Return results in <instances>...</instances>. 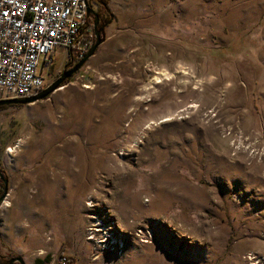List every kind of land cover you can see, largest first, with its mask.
I'll return each mask as SVG.
<instances>
[{"label":"rangeland","instance_id":"1","mask_svg":"<svg viewBox=\"0 0 264 264\" xmlns=\"http://www.w3.org/2000/svg\"><path fill=\"white\" fill-rule=\"evenodd\" d=\"M108 7L105 40L77 73L0 111V252L28 264L62 253L69 264H264V0ZM68 61L57 49L47 81ZM61 160L70 222L55 247L29 230L48 193L28 190L20 207L12 186L56 175ZM93 220L122 243L89 237Z\"/></svg>","mask_w":264,"mask_h":264},{"label":"built area","instance_id":"2","mask_svg":"<svg viewBox=\"0 0 264 264\" xmlns=\"http://www.w3.org/2000/svg\"><path fill=\"white\" fill-rule=\"evenodd\" d=\"M89 21L86 0H0V99L35 95L51 84L43 69L57 49L74 64L84 57L96 39ZM93 223L89 237L122 243L110 225ZM70 262L62 253L53 264Z\"/></svg>","mask_w":264,"mask_h":264},{"label":"crops","instance_id":"3","mask_svg":"<svg viewBox=\"0 0 264 264\" xmlns=\"http://www.w3.org/2000/svg\"><path fill=\"white\" fill-rule=\"evenodd\" d=\"M59 166V173L54 176H50L45 173L39 174L35 177V180H32L31 178H28V180H23V178L20 176L18 177L17 182H15L12 186L13 202L14 204L16 203L20 205V207L24 203V201L22 203L21 200L25 198V194L28 190L35 189L38 193L39 200L45 199V195L48 193L49 204L44 207V211H38L34 216L28 215L30 219L29 230L31 232L38 233L48 230L50 233H52V242L54 243L53 245L55 247H62V244H65L68 241L70 222L68 212L70 182L69 176L65 174V168L68 166L67 161L61 160ZM37 204H39L38 200L35 207L39 208L40 204L39 206ZM6 205L9 204H4V206ZM23 216H25V214H23ZM17 222L18 224H21L19 220ZM54 259L55 256L52 258V256L50 257L45 255L41 258H35L33 263L51 264ZM24 260L26 261L27 259L24 258Z\"/></svg>","mask_w":264,"mask_h":264},{"label":"water","instance_id":"4","mask_svg":"<svg viewBox=\"0 0 264 264\" xmlns=\"http://www.w3.org/2000/svg\"><path fill=\"white\" fill-rule=\"evenodd\" d=\"M86 4L88 6V16L94 19L96 39H95L94 44L91 46L88 52L84 55V57H82L78 62H76L71 68L65 69L57 79H55L51 84H49L46 88L41 90L39 93L28 96V97L0 99V106L10 105V104L25 105V104L32 103V102L48 97L54 91L61 88L63 83L69 80L75 73H77L79 69L88 61V59L94 55L97 48L105 40V34L103 32H104L105 27L108 25V23H104L101 27H98L99 25L98 12L93 8L92 5H90L89 0H86ZM110 21L111 19L109 20V22ZM0 178H3L4 183H5L3 193L0 196V210H1L4 204V201L6 200L9 194L8 193L9 183H8V179L4 177V174L1 172V170H0ZM15 262H18L19 264H27L22 255L13 256L9 260V264H14Z\"/></svg>","mask_w":264,"mask_h":264},{"label":"trees","instance_id":"5","mask_svg":"<svg viewBox=\"0 0 264 264\" xmlns=\"http://www.w3.org/2000/svg\"><path fill=\"white\" fill-rule=\"evenodd\" d=\"M109 1L110 0H89L90 5H92L93 8L98 12V15H99V25H98V27H101L105 22H107V20L112 18L111 16H113L112 11L108 7ZM89 22H90V24L94 25V20L90 19ZM73 65H74L73 60L68 61L66 66H65V68H64V70L71 68ZM53 66H54V63L51 64L50 70L53 69L52 68ZM18 106H22V105L21 104L2 105V106H0V111L3 110V109L9 108V107H18ZM4 143H8V142L5 141ZM0 170L4 174V177L7 178L6 171L3 168L1 161H0ZM0 184H1V188H0V196H1L2 193H3L4 186H5L3 178H0ZM1 258H3V257L0 256V264H7L9 262V260H3Z\"/></svg>","mask_w":264,"mask_h":264},{"label":"flooded vegetation","instance_id":"6","mask_svg":"<svg viewBox=\"0 0 264 264\" xmlns=\"http://www.w3.org/2000/svg\"><path fill=\"white\" fill-rule=\"evenodd\" d=\"M90 19H92V18L90 17ZM109 20H107V22H105V23H109ZM0 188H1V184H0ZM0 256L3 257V258H1L3 260H10L13 257V255L11 253L10 254H4V253H1V252H0ZM7 264H9V262ZM14 264H19V263L15 262Z\"/></svg>","mask_w":264,"mask_h":264},{"label":"bare ground","instance_id":"7","mask_svg":"<svg viewBox=\"0 0 264 264\" xmlns=\"http://www.w3.org/2000/svg\"><path fill=\"white\" fill-rule=\"evenodd\" d=\"M9 152H12V147L9 148ZM4 204H10V200L9 199H6L4 201Z\"/></svg>","mask_w":264,"mask_h":264}]
</instances>
